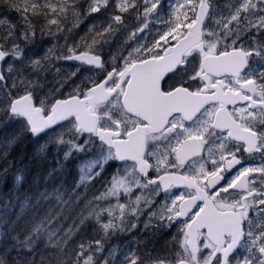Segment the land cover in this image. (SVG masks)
I'll return each mask as SVG.
<instances>
[{
	"label": "snow or ice",
	"instance_id": "snow-or-ice-1",
	"mask_svg": "<svg viewBox=\"0 0 264 264\" xmlns=\"http://www.w3.org/2000/svg\"><path fill=\"white\" fill-rule=\"evenodd\" d=\"M0 132V264H264V0H0Z\"/></svg>",
	"mask_w": 264,
	"mask_h": 264
},
{
	"label": "trees",
	"instance_id": "trees-1",
	"mask_svg": "<svg viewBox=\"0 0 264 264\" xmlns=\"http://www.w3.org/2000/svg\"><path fill=\"white\" fill-rule=\"evenodd\" d=\"M13 19H15V16L13 15L12 16ZM78 31V34L80 33V35H83L84 32H83V26L81 27V29L77 30ZM33 146V145H32ZM24 153H26L23 157V160L21 161L22 163H28L29 164V169L30 171L26 174V178H27V181L30 183L31 180H32V176L36 173V171L38 170V168L40 167L36 161H31L29 162V156H31L32 152H33V149L31 147H28L26 149L23 150ZM22 152V146H17V148L15 149V153L14 154H21ZM72 163L69 161L67 162V170H68V175H67V179L69 181V178L70 179H73V170L71 169L72 167ZM49 166H55V160L52 159L50 157V153L48 154V157L45 159V162L43 164V169L42 170H46ZM70 182V181H69ZM11 185V179H6L5 181V184H4V189H5V195L7 194V190L8 188L10 187ZM27 185H22L21 187V191L24 190V188L26 187ZM2 203V202H0ZM16 209H14L15 211ZM5 244L3 243H0V254H5ZM8 255V258L10 259L11 256L15 255V253H6Z\"/></svg>",
	"mask_w": 264,
	"mask_h": 264
},
{
	"label": "rangeland",
	"instance_id": "rangeland-1",
	"mask_svg": "<svg viewBox=\"0 0 264 264\" xmlns=\"http://www.w3.org/2000/svg\"><path fill=\"white\" fill-rule=\"evenodd\" d=\"M46 45H47V41H45L44 44H41V46H40L39 48H37L36 51H37L38 53L42 54V52H43V50H44V47H46ZM74 65H75V64H73V62H66V63H64V64L62 65V67H63L64 69H66V70H70ZM81 75H82V76H87V75H89V73L87 72V70H85L84 67L82 68ZM3 134H4L3 132H0V136H3ZM27 146H28V147H31V148L33 149V146H32L31 143H28ZM61 155H62V154H61ZM50 157L52 158V153H50ZM73 160L76 161V159H73ZM82 160H83V159H81L80 162H81ZM80 162H79V163H80ZM79 163H78V164H79ZM78 164H77V165H78Z\"/></svg>",
	"mask_w": 264,
	"mask_h": 264
},
{
	"label": "flooded vegetation",
	"instance_id": "flooded-vegetation-1",
	"mask_svg": "<svg viewBox=\"0 0 264 264\" xmlns=\"http://www.w3.org/2000/svg\"><path fill=\"white\" fill-rule=\"evenodd\" d=\"M79 35H80V33H79ZM77 62H73V64H76ZM84 68H85V70L87 69V66H84ZM88 157H79V158H77L76 159V161L75 160H70V162L73 164L72 165V167H71V169L73 170V179H70L69 178V181L70 182H72V181H74L75 179H77L78 178V176H79V173H78V163L80 162V160L81 159H87ZM108 171H109V173H111V171H112V169L110 168V169H108Z\"/></svg>",
	"mask_w": 264,
	"mask_h": 264
}]
</instances>
